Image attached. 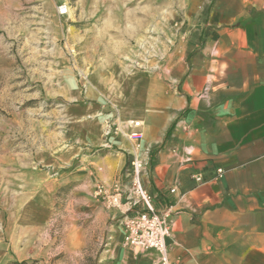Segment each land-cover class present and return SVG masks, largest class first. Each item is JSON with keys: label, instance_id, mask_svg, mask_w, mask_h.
<instances>
[{"label": "rangeland", "instance_id": "obj_1", "mask_svg": "<svg viewBox=\"0 0 264 264\" xmlns=\"http://www.w3.org/2000/svg\"><path fill=\"white\" fill-rule=\"evenodd\" d=\"M182 11L180 0H0V264H112L116 248L142 251L120 240L131 158L106 182L122 151L106 143L122 110L173 86ZM96 185L119 188L121 207Z\"/></svg>", "mask_w": 264, "mask_h": 264}, {"label": "crops", "instance_id": "obj_2", "mask_svg": "<svg viewBox=\"0 0 264 264\" xmlns=\"http://www.w3.org/2000/svg\"><path fill=\"white\" fill-rule=\"evenodd\" d=\"M180 1L175 82L121 111L106 145L122 151L103 179L140 155L129 134L141 132L152 146L141 182L170 224L167 263L264 264V0ZM112 256V264H160L162 254Z\"/></svg>", "mask_w": 264, "mask_h": 264}, {"label": "built area", "instance_id": "obj_3", "mask_svg": "<svg viewBox=\"0 0 264 264\" xmlns=\"http://www.w3.org/2000/svg\"><path fill=\"white\" fill-rule=\"evenodd\" d=\"M63 8V7H62ZM64 10H61L63 12ZM129 137L136 141V147L139 148L142 140L141 132H131ZM144 153L143 159L140 160L141 154L132 156L129 161L128 176L130 177V188L123 197L126 200V209L119 221L122 228V242L125 246L139 248L140 250H156L162 254L160 264H168L164 256L166 250V238L170 234V224L166 215L157 214L152 207V199L149 193L142 187L140 175L145 170L148 162V154ZM219 173V171H218ZM197 182L203 181L202 177H195ZM174 191V189L172 190ZM121 190L108 193L107 190L99 185L96 190V196L101 197L107 207H121ZM139 203L145 205V209H136L131 212L133 207L137 208Z\"/></svg>", "mask_w": 264, "mask_h": 264}, {"label": "bare ground", "instance_id": "obj_4", "mask_svg": "<svg viewBox=\"0 0 264 264\" xmlns=\"http://www.w3.org/2000/svg\"><path fill=\"white\" fill-rule=\"evenodd\" d=\"M140 154H141L140 160L145 161V159H143V157L145 156L144 153H140Z\"/></svg>", "mask_w": 264, "mask_h": 264}, {"label": "trees", "instance_id": "obj_5", "mask_svg": "<svg viewBox=\"0 0 264 264\" xmlns=\"http://www.w3.org/2000/svg\"><path fill=\"white\" fill-rule=\"evenodd\" d=\"M150 159H151V156H150Z\"/></svg>", "mask_w": 264, "mask_h": 264}]
</instances>
